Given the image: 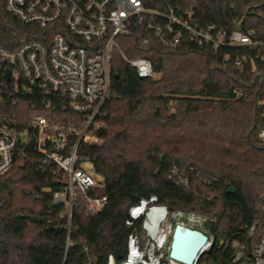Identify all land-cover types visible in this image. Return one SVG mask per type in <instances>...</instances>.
Returning <instances> with one entry per match:
<instances>
[{
	"label": "trees",
	"instance_id": "16d2710c",
	"mask_svg": "<svg viewBox=\"0 0 264 264\" xmlns=\"http://www.w3.org/2000/svg\"><path fill=\"white\" fill-rule=\"evenodd\" d=\"M143 1L163 8L165 0ZM168 2L194 10L203 25L238 24L263 35L264 0ZM29 31L0 0L1 43L14 48ZM137 35L119 38L120 49L130 58L150 59L159 76H139L117 50L103 107V142L86 148L106 180L99 195H107L109 205L89 215L77 200L70 229L64 206L50 207L59 182L38 170L39 155L18 159L0 176V264H107L111 254L120 262L129 235L142 225L126 224L129 208L151 195L171 212L216 216V240L197 264L255 260L252 252L264 232V143L258 138L264 113L252 92V71L225 59L234 55L231 49L219 54L191 42L173 49L145 46ZM235 90L249 95L237 97ZM176 168L186 184L173 177ZM211 194L214 201L202 198ZM222 239L229 243L220 246ZM235 241L245 249L238 260Z\"/></svg>",
	"mask_w": 264,
	"mask_h": 264
},
{
	"label": "built area",
	"instance_id": "2783aa9c",
	"mask_svg": "<svg viewBox=\"0 0 264 264\" xmlns=\"http://www.w3.org/2000/svg\"><path fill=\"white\" fill-rule=\"evenodd\" d=\"M7 10L30 26L14 48L0 41V176L18 159L39 155L38 170L59 182L54 204H62L71 220L75 202L83 201L89 215L109 205L105 178L95 168L88 146L101 144L103 107L110 97L114 53L141 77H156L145 57H128L119 38L138 34L143 45L173 49L185 42L209 46L213 52L233 50L239 67L252 71V92L264 113V28H225L203 25L194 10L164 1L163 8L143 0H5ZM264 19V10L261 13ZM264 26V25H263ZM237 97L248 91L235 90ZM30 106L38 107L36 112ZM264 143V125L258 130ZM153 218V220H152ZM142 220L131 233L120 262L114 254L107 264H171L163 249L170 233V210L156 195L129 208L128 226ZM179 224V223H178ZM181 224V223H180ZM182 225V224H181ZM90 264V262L88 263Z\"/></svg>",
	"mask_w": 264,
	"mask_h": 264
},
{
	"label": "rangeland",
	"instance_id": "374dc122",
	"mask_svg": "<svg viewBox=\"0 0 264 264\" xmlns=\"http://www.w3.org/2000/svg\"><path fill=\"white\" fill-rule=\"evenodd\" d=\"M159 75H156V77H158ZM173 177H175L177 180H179V182L186 184L187 183V179L184 176V174H181V172H178L177 168L174 170V173H172ZM204 181L207 182V180L204 179ZM202 198L207 199V201H214V195L211 194L209 196L206 195H202ZM217 221L216 216L212 215V214H203L200 211H194V210H177V211H170V224H171V229H170V233L168 235V241L163 249V255L165 258V261L167 262H171L170 258H169V250H170V243L171 241V237H172V233L174 230L175 225H177L178 223L182 224V226H190L193 228H197L199 230L204 231L205 233L208 234L210 240L212 242H215L216 240V235L217 233L213 232L212 228L214 227L215 223ZM225 242H227V240H221L220 241V246L225 244ZM229 243V242H227ZM213 246H211L212 248ZM233 247H235V250L237 252V257L236 260H238L240 257H242L243 255H245V249L243 246H241L238 242H234L233 243ZM210 247H206L205 251L209 252L211 250ZM206 252V253H207ZM252 255L254 257V261L250 262H244L243 264H264V232L262 234V239L261 241L255 245ZM204 264H209V263H204Z\"/></svg>",
	"mask_w": 264,
	"mask_h": 264
},
{
	"label": "water",
	"instance_id": "95a60500",
	"mask_svg": "<svg viewBox=\"0 0 264 264\" xmlns=\"http://www.w3.org/2000/svg\"><path fill=\"white\" fill-rule=\"evenodd\" d=\"M257 121V113H255V123L252 131L257 127ZM233 191L234 189H232ZM53 206L54 203H50V207ZM181 226V224H177L174 227L169 258L171 261H179L182 264H197L199 258L206 253L205 248L208 245L213 246L214 242L202 230L190 226ZM118 257L120 258V255Z\"/></svg>",
	"mask_w": 264,
	"mask_h": 264
},
{
	"label": "bare ground",
	"instance_id": "6f19581e",
	"mask_svg": "<svg viewBox=\"0 0 264 264\" xmlns=\"http://www.w3.org/2000/svg\"><path fill=\"white\" fill-rule=\"evenodd\" d=\"M152 220H153V218H152ZM182 227V226H181ZM207 247H210L211 248V246L210 245H208ZM208 251V250H207ZM206 251V252H207ZM171 264H182V263H180L179 261L177 262V261H171Z\"/></svg>",
	"mask_w": 264,
	"mask_h": 264
}]
</instances>
